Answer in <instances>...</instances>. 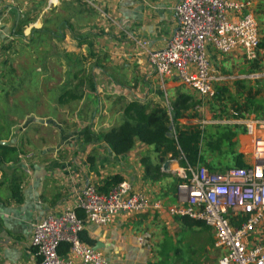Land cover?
<instances>
[{"label": "crops", "instance_id": "obj_1", "mask_svg": "<svg viewBox=\"0 0 264 264\" xmlns=\"http://www.w3.org/2000/svg\"><path fill=\"white\" fill-rule=\"evenodd\" d=\"M178 2L61 0L52 8L47 0L0 1L3 20L0 42L42 41L43 33L51 39L47 22L51 16H57L64 25L53 37L64 38L69 44L65 52L59 48L45 52L46 59L62 60L63 63L59 61L61 73L66 76L59 84H39L37 95L30 89L28 99L36 103L21 106L25 113L19 121L26 126L17 131L24 132V138L19 140L15 131L5 130L8 138L2 141L26 147L27 152L24 160L19 157V163L0 167L3 183L0 186V262L39 260L41 256L32 245L34 225L46 216H60L66 207L74 206L75 195L87 184H93L100 192H108L113 186H107L106 181L120 176L135 191L147 194L150 208L144 212H120L107 225L87 222L81 233L84 242L97 246L95 249L117 264H208V261L218 264L219 252L213 245L214 235L209 238L205 229L208 226L169 212V206L178 202V176L174 172L178 164L170 156L162 161L154 145L139 139L127 153L117 155L103 138L126 121V103L138 101L150 110L163 107L174 111V101L180 95L189 96L194 90L176 76L167 78L162 85L148 59L149 52L165 48L172 38L177 28L175 6ZM80 40L86 43L79 45ZM214 50L209 49V58L222 76L215 83L217 90L234 79L223 68H231L240 58L236 54L238 49L229 55ZM65 60L82 67L72 71L71 65V72L67 74ZM48 68L49 74L52 73V68ZM38 70L41 73L37 75L40 73L39 77L45 79L47 69ZM82 75L85 80L78 82L75 78ZM52 76L49 78L55 77ZM8 77V73L0 72L1 81L7 82ZM64 89H71L79 96L65 103L68 104L65 110L64 104L58 103ZM53 103L59 106L63 120L47 112L46 105L54 106ZM35 107L46 112L34 111ZM9 114L6 111L0 116L2 122ZM64 120L77 129L68 130ZM178 121L180 125L190 122L185 117ZM246 136L243 135L242 141L245 144ZM157 201H162V208L153 207ZM78 213L84 216L81 209ZM60 253L70 256L64 244Z\"/></svg>", "mask_w": 264, "mask_h": 264}, {"label": "built area", "instance_id": "obj_2", "mask_svg": "<svg viewBox=\"0 0 264 264\" xmlns=\"http://www.w3.org/2000/svg\"><path fill=\"white\" fill-rule=\"evenodd\" d=\"M47 2L51 7L60 0ZM252 8V0H179L175 6L177 28L168 45L148 53L162 85L176 76L201 96L215 98V83L222 76L212 65L209 49L228 54L244 48L248 58H255L260 34ZM2 25L0 18V30ZM231 117L239 119L236 121L253 138L246 166L219 171L204 163L181 165L183 156L172 158L178 164V202L168 209L172 215L187 216L212 228L215 245L223 250L219 264H264V119L244 117L237 110H232ZM25 157L20 154L23 160ZM75 196V205L66 207L60 216H46L34 225L32 245L39 260L0 264H117L84 242L81 233L87 222L107 225L120 212L147 211V194L122 181L108 192L87 184ZM162 206L157 201L153 207ZM64 243L69 244L70 256L60 253Z\"/></svg>", "mask_w": 264, "mask_h": 264}, {"label": "rangeland", "instance_id": "obj_3", "mask_svg": "<svg viewBox=\"0 0 264 264\" xmlns=\"http://www.w3.org/2000/svg\"><path fill=\"white\" fill-rule=\"evenodd\" d=\"M255 1L252 11L256 14V18L259 24V34H260V46L257 50L255 58H248L244 48L238 49L236 54L239 55L240 58L231 66V68H223V72L228 75L234 76V79L230 80V83H226L230 88V93H226L225 98L219 100L217 98H207L201 96L198 92L194 90L189 93L190 101L186 103L185 107V117L190 120L187 122L188 125H198L202 130H204V142H203V151L206 150V141L216 138L219 130L225 126H230L232 130L236 133L235 145L233 146L234 154H244L246 158L251 157V148H252V139L249 135L245 137L247 144L243 143V135H246L245 127L242 123L237 122L235 119L231 117L232 110L238 109L239 106H246L249 108L248 110L239 109L244 117H254L257 119H264V0H253ZM61 2V0H60ZM48 3V2H47ZM60 4V3H59ZM58 4V5H59ZM56 5V6H58ZM49 6V5H48ZM53 8V6H52ZM60 17L51 16L49 21L47 22L46 28H48L47 34H51V39H49L48 35L42 34L41 40L37 42H27V40L21 39H9L7 41L0 42V72L2 74L8 73V81L0 80V88L2 91L0 93V116L5 114L6 111H10L9 116L5 118V122H2V118L0 117V128L3 127L4 131L6 129H11L13 132L15 131L18 135L19 140L24 138L26 135L24 132L18 134V130H23L26 126L25 123L19 121L20 115L25 113V109H22V105H34L36 100L28 99L31 91L35 90V94H39L36 89L39 88V84L46 85H54L59 84V82L63 79L64 76L61 73V67L59 61L62 60L58 58V61L55 58H47L48 53L45 52H54L58 50V48L65 52L69 48V44L66 42L64 38L53 37V33L60 31L64 25L60 24ZM36 36H39L36 33ZM216 51V50H214ZM234 52V51H233ZM45 53V54H43ZM221 53V52H219ZM232 53V52H231ZM224 54V53H222ZM230 53H228L229 55ZM62 57V56H60ZM66 61V60H65ZM85 61V60H82ZM63 63V62H62ZM68 65V72H71L70 66H73V69H80L82 66L78 63L75 64L70 61L65 62ZM52 68L53 72L49 74V68ZM45 70V79H41V70ZM54 70H57V75H54ZM40 71L39 75L37 73ZM53 75V76H52ZM49 76L54 77L50 79ZM69 79V75L67 77ZM75 78L72 77V79ZM84 75L79 78H75L78 82L79 79L83 80ZM67 80V79H66ZM241 85L245 86V94H242L240 91ZM31 89V91H30ZM39 90V89H38ZM249 90L253 93H257L255 99L249 96ZM37 91V93H36ZM54 93V90L51 91ZM63 92V91H62ZM59 94V93H58ZM251 98L255 101L247 102V99ZM34 101V102H33ZM30 102V103H29ZM61 104L60 102H58ZM9 104V108L6 105ZM38 104V103H37ZM54 104V103H53ZM63 105V104H62ZM68 104H64L62 109L65 110ZM34 111L38 112H46V110L42 108H32ZM47 112L51 115L56 114L55 116L59 119L61 118V112L59 111V106H52L50 104L46 105ZM63 112V111H62ZM235 121V122H233ZM64 125L68 127V130H74L77 127L72 123H67V120H64ZM66 122V123H65ZM228 122V123H226ZM232 122V123H231ZM230 123V124H229ZM87 130V127L84 128ZM44 130H42L43 132ZM22 148V152L26 154L27 148ZM207 162H210L213 167L219 170H225L230 167L236 166L234 161V154L228 153L224 155L212 154L208 152H204ZM172 159V158H171ZM179 161V160H176ZM176 164V163H175ZM175 172V170H174ZM175 205V204H174ZM204 226H207L204 224ZM205 229L209 233V238H213L214 231L210 227H205ZM214 247L219 252V256L217 263L219 264V259L223 253V250L215 245V235H214ZM213 246L211 247V249ZM208 264L211 262L208 261Z\"/></svg>", "mask_w": 264, "mask_h": 264}, {"label": "trees", "instance_id": "obj_4", "mask_svg": "<svg viewBox=\"0 0 264 264\" xmlns=\"http://www.w3.org/2000/svg\"><path fill=\"white\" fill-rule=\"evenodd\" d=\"M79 43V45H83L86 42L83 43L80 40ZM240 89L242 94L246 93L245 86L241 85ZM227 92L230 93L229 88L224 86L217 87L215 98L222 100L225 98L224 95ZM248 94L253 99L257 96V93H253L251 90H249ZM77 98L79 96L73 90L64 89L60 94L59 101L61 104H65ZM251 98L247 99V102L251 101L254 104L255 101ZM188 101H190V96L186 94L180 95L174 101V111H171V113L163 107H155L150 110L145 104L138 101H130L124 106V113L127 117L126 121L119 127L112 128L103 135V138L117 155L127 153L134 147L136 139H139L143 143L154 145L162 161L168 156L177 159L183 156L184 159L181 160V165H185L187 161L193 165L204 163L212 170H219L213 167L210 162H207L204 152L219 155L234 154L233 146L235 145L234 138L236 137V133L230 126L221 128L216 138L206 141V150L203 151L204 130L198 125H180L178 121L179 118L185 115L184 110ZM246 106H239L235 110L241 113V109H249ZM7 138L3 127H1L0 167L7 163H19L20 154L23 153L16 143L8 141V143L4 144L1 142ZM234 161L236 166H246L245 155L242 153L234 154ZM120 182H122V178L114 176L106 181V185L112 187ZM2 184V181H0V186ZM79 214L81 215V213ZM64 245H66L67 249L69 248V244L64 243Z\"/></svg>", "mask_w": 264, "mask_h": 264}, {"label": "water", "instance_id": "obj_5", "mask_svg": "<svg viewBox=\"0 0 264 264\" xmlns=\"http://www.w3.org/2000/svg\"><path fill=\"white\" fill-rule=\"evenodd\" d=\"M41 121H43V120H41ZM170 134V133H169ZM171 136H172V134H170ZM2 143H4V144H6V143H8L7 141H1ZM95 248H98L97 246H95Z\"/></svg>", "mask_w": 264, "mask_h": 264}]
</instances>
